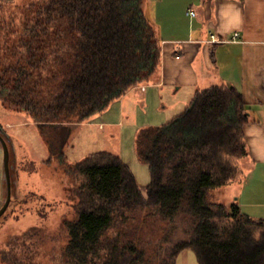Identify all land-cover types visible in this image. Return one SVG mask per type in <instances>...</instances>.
I'll use <instances>...</instances> for the list:
<instances>
[{
	"label": "trees",
	"instance_id": "obj_1",
	"mask_svg": "<svg viewBox=\"0 0 264 264\" xmlns=\"http://www.w3.org/2000/svg\"><path fill=\"white\" fill-rule=\"evenodd\" d=\"M14 1L0 0V102L11 111L39 124L87 123L157 80L160 39L145 0L38 1L22 18L3 16ZM247 123L242 95L212 86L138 134L145 190L115 154L74 163L65 264H177L185 251L199 264H264V220L213 199L243 174ZM40 235L10 239L2 263L42 264Z\"/></svg>",
	"mask_w": 264,
	"mask_h": 264
},
{
	"label": "crops",
	"instance_id": "obj_2",
	"mask_svg": "<svg viewBox=\"0 0 264 264\" xmlns=\"http://www.w3.org/2000/svg\"><path fill=\"white\" fill-rule=\"evenodd\" d=\"M145 1L146 16L160 39L158 78L87 123L108 128L118 138L112 154L130 167L140 187H147L150 170L136 151L139 131L179 116L191 104L183 95L193 100L212 86L234 88L248 113L244 139L249 157L242 168L250 173L247 187L252 185L258 171L264 172V0Z\"/></svg>",
	"mask_w": 264,
	"mask_h": 264
},
{
	"label": "rangeland",
	"instance_id": "obj_3",
	"mask_svg": "<svg viewBox=\"0 0 264 264\" xmlns=\"http://www.w3.org/2000/svg\"><path fill=\"white\" fill-rule=\"evenodd\" d=\"M38 1L51 0H15L5 8L3 16L14 14L17 19L22 18L24 9ZM131 93L139 94L138 91ZM182 98L192 102L188 95ZM0 128L10 149L12 178V203L0 218V254L8 248L10 239L37 228L42 231L38 237V260L42 264H65L63 253L68 245L65 223L76 219L69 170L74 163L95 152L118 151V138L114 139L108 128L103 130L100 125L90 123L39 124L25 113L11 111L1 102ZM249 174L243 169L241 177L216 191L213 199L227 206L238 204L243 213L264 220V172L259 170L256 180L247 187ZM141 188L145 190L146 186ZM6 199L4 153L0 143V209ZM0 264H3L1 256ZM177 264L199 263L195 254L187 251Z\"/></svg>",
	"mask_w": 264,
	"mask_h": 264
},
{
	"label": "water",
	"instance_id": "obj_4",
	"mask_svg": "<svg viewBox=\"0 0 264 264\" xmlns=\"http://www.w3.org/2000/svg\"><path fill=\"white\" fill-rule=\"evenodd\" d=\"M0 143L3 147L4 153V170L7 184V199L3 207L0 209V218L5 215L12 203V178L10 171V149L7 140L3 137L2 131L0 128Z\"/></svg>",
	"mask_w": 264,
	"mask_h": 264
},
{
	"label": "built area",
	"instance_id": "obj_5",
	"mask_svg": "<svg viewBox=\"0 0 264 264\" xmlns=\"http://www.w3.org/2000/svg\"><path fill=\"white\" fill-rule=\"evenodd\" d=\"M192 16H196L195 12H192ZM213 42H216L214 37H213Z\"/></svg>",
	"mask_w": 264,
	"mask_h": 264
}]
</instances>
